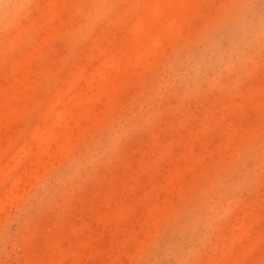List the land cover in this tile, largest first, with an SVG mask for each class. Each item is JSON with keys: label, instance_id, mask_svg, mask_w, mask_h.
Segmentation results:
<instances>
[{"label": "rangeland", "instance_id": "obj_1", "mask_svg": "<svg viewBox=\"0 0 264 264\" xmlns=\"http://www.w3.org/2000/svg\"><path fill=\"white\" fill-rule=\"evenodd\" d=\"M153 1L0 0V264H264V0Z\"/></svg>", "mask_w": 264, "mask_h": 264}, {"label": "bare ground", "instance_id": "obj_2", "mask_svg": "<svg viewBox=\"0 0 264 264\" xmlns=\"http://www.w3.org/2000/svg\"><path fill=\"white\" fill-rule=\"evenodd\" d=\"M58 1L59 0H52V2H51V6L52 5H56L57 3H58ZM153 1V0H152ZM176 1H178L177 3L178 4H182V3H184V1L185 0H172V2H176ZM160 2V1H159ZM188 4V3H187ZM193 5V4H192ZM179 8H181V7H179ZM177 15L179 16L180 15V13L176 10V9H174L173 8V6H171V1L170 0H162L161 1V3L159 4L157 1H153L152 3H151V5H150V7L146 10V18H148V16L150 17V18H153V19H157V20H162V27H164V29L166 30V31H170V30H172V25H173V21L172 20H175V17H177ZM51 16V14H49L48 15V17H50ZM46 17V16H45ZM181 17V16H180ZM35 19V18H34ZM177 19V18H176ZM186 19V18H185ZM146 22V24H147V21H145ZM42 23V22H41ZM140 24V23H139ZM146 24L145 23H142L140 26H141V29L139 30V31H136V32H133V33H135V37H136V39L140 42V40H139V37L141 36V32H142V29L146 26ZM134 25H136V23L134 24ZM134 28L136 27V26H133ZM132 28V27H131ZM137 28H140V27H137ZM130 31H133V30H131L130 29ZM171 32V31H170ZM137 34V35H136ZM48 35H49V33H48ZM51 35V34H50ZM159 37H160V33H158V31H156L155 33H152V35H151V45H150V43L147 45V43L144 45V48L145 47H149L148 49H147V51L145 52V53H149V52H151V51H153L154 52V50H152L156 45H158V43H159ZM163 37V36H162ZM41 39V38H40ZM47 40V39H46ZM43 41V40H42ZM138 43V42H137ZM38 45H39V42H38ZM37 45V46H38ZM160 45V44H159ZM36 46V49L38 48V47H40V45L37 47ZM132 46V45H131ZM41 49V48H40ZM40 49H38V50H40ZM151 49V50H150ZM159 49V48H158ZM35 50V49H34ZM146 50V49H145ZM37 52V51H36ZM119 53H120V51H119ZM153 54V53H152ZM33 55H31V57H32ZM134 63H136L137 61H140L139 59H141V56L142 55H140L139 53H134ZM29 57V56H28ZM128 57V56H127ZM147 57H148V55H147ZM115 58V57H114ZM113 58V59H114ZM118 58V57H117ZM113 59H107V61H105L106 62V64L108 63V65L110 66V67H112V69H113V71H116L117 70V68H118V60H116V62H114V61H112ZM27 60V59H26ZM22 61V60H21ZM30 61V60H29ZM29 61H26V62H23L24 63V65H25V68L27 67V66H29ZM137 63H139V62H137ZM101 64V63H100ZM126 66V65H125ZM140 66V65H139ZM146 66V65H145ZM126 69H127V67H126ZM31 70V69H30ZM98 70V69H97ZM110 71V70H109ZM25 72H28V71H26V69H25ZM99 72V71H98ZM100 72H102V70L100 71ZM93 73V72H92ZM89 74H91V73H89ZM89 74H87L88 76H90ZM94 74V73H93ZM114 74V73H113ZM93 76V75H92ZM110 76V75H109ZM23 77V76H22ZM112 77V76H111ZM111 77H109V78H111ZM126 77V76H125ZM95 78V77H94ZM102 78H103V76H102ZM106 78H107V76H106ZM108 78V79H109ZM86 79H88V77L86 78ZM92 79V78H91ZM90 79V80H91ZM108 79H106V81L108 80ZM113 79H114V77H113ZM113 79L111 78L110 80H112L113 81ZM99 80H101L100 79V77H99ZM92 81V80H91ZM18 82H20L19 81V77H18V79H17V83ZM21 82L23 83V80H21ZM87 82V81H86ZM97 82V81H96ZM101 82H102V80H101ZM117 82V81H116ZM19 84V83H18ZM105 86H107V84L108 83H106L105 82ZM113 84V83H112ZM112 84H111V86H112ZM16 85V84H15ZM17 86V85H16ZM84 88V87H83ZM116 88V87H115ZM14 89H15V87H14ZM100 89V91H102V85H100L99 84V88H98V90ZM109 89V88H108ZM107 88L105 89V90H108ZM112 89H114V88H112ZM87 90H89V89H87ZM76 91V90H75ZM16 92V91H15ZM14 92V93H15ZM79 93H80V91H78ZM106 93V92H105ZM113 94H114V92H113ZM77 95V94H76ZM76 95H74V96H76ZM79 95V94H78ZM77 95V96H78ZM85 95V94H84ZM10 96V95H9ZM86 96V95H85ZM13 97H15V96H13ZM79 97H80V95H79ZM78 97V98H79ZM87 98V97H86ZM111 99V98H110ZM15 100V99H14ZM80 100V99H79ZM111 102L113 101V100H110ZM74 102V101H73ZM68 103V102H67ZM81 103V102H80ZM86 103H88V102H86ZM82 104V103H81ZM13 105V104H12ZM75 105V104H74ZM76 106V105H75ZM86 106V105H85ZM84 106V107H85ZM48 107H49V105H48ZM11 108V107H10ZM63 109V108H62ZM67 111L68 110H63V111H59V112H57L56 114H55V117H54V119H53V122H54V125L53 126H55V124H56V126H59V124L62 122V121H64V119H65V117L67 118ZM69 112V111H68ZM48 114V113H47ZM69 114V113H68ZM74 115H75V113H74ZM77 116H76V118L78 117V115L79 114H76ZM75 117V116H74ZM73 119V118H72ZM70 120V119H69ZM68 120V121H69ZM100 120V119H99ZM68 121H67V124H68ZM72 122H75V121H72ZM64 123V122H63ZM66 123V122H65ZM55 126V127H56ZM61 126V125H60ZM68 126V125H67ZM75 126V125H74ZM1 127V126H0ZM35 127H37V126H35ZM63 127H64V125H63ZM66 127V126H65ZM73 127V126H72ZM68 128V127H67ZM84 129V128H83ZM51 130V129H50ZM56 130V129H55ZM67 130V129H66ZM34 131H36L35 129H34ZM57 132V131H56ZM43 133V132H42ZM51 133V132H50ZM52 135H53V133H51ZM57 134V133H56ZM59 134V133H58ZM47 136V135H46ZM56 136V135H55ZM62 137H63V139H64V136L63 135H61ZM32 137L37 141V142H39V144H41V143H44L47 139H48V137H49V135H48V137H43L40 133H37V132H35L34 134H32ZM53 137V136H52ZM61 137V138H62ZM55 138V137H54ZM57 138V137H56ZM55 138V139H56ZM69 139V138H68ZM60 140V139H59ZM52 141V140H51ZM62 141V140H61ZM66 142H68V141H66ZM65 142V143H66ZM47 143V142H46ZM63 143V142H62ZM61 142H60V144L61 145H63ZM46 148V147H45ZM60 148H61V146H60ZM61 150V149H60ZM43 151V150H42ZM55 151V150H54ZM38 155V154H37ZM41 155H43V154H41ZM60 155V154H59ZM52 156V155H51ZM43 157V156H42ZM45 157V156H44ZM60 157V156H59ZM20 158V157H19ZM18 158V159H19ZM13 159V164H15L16 162H17V160L15 159V158H12ZM15 160V161H14ZM35 160V159H34ZM37 161V160H36ZM46 162V161H45ZM9 164H10V162H8ZM42 163H43V161H42ZM47 163V162H46ZM7 165L6 167H8L9 168V166L10 165ZM45 165H47V164H45ZM45 167V166H44ZM4 168V167H3ZM43 169V168H42ZM3 170V169H2ZM33 172V171H32ZM3 174H4V170H3ZM5 175V174H4ZM3 176V175H2ZM2 176H1V179H2ZM23 176H24V174H23ZM22 176V177H23ZM16 183V182H15ZM14 183V184H15ZM16 187H17V185H15ZM22 186V185H21ZM15 187V188H16ZM11 188V187H10ZM19 188V187H18ZM14 190V189H13ZM12 190V191H13ZM10 191V190H9ZM11 191V192H12ZM8 192V191H7ZM6 192V193H7ZM16 194V193H15ZM8 196V195H7ZM11 196V195H10ZM6 200V199H5ZM8 200V199H7ZM9 201V200H8ZM1 203V202H0ZM2 205V204H1ZM5 206V205H4ZM3 208V207H2ZM160 223V222H159ZM60 264H62L61 262H60Z\"/></svg>", "mask_w": 264, "mask_h": 264}]
</instances>
